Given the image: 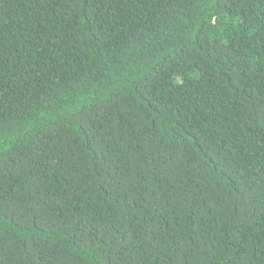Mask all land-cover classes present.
I'll list each match as a JSON object with an SVG mask.
<instances>
[{
    "label": "trees",
    "instance_id": "trees-1",
    "mask_svg": "<svg viewBox=\"0 0 264 264\" xmlns=\"http://www.w3.org/2000/svg\"><path fill=\"white\" fill-rule=\"evenodd\" d=\"M0 264H264V0H0Z\"/></svg>",
    "mask_w": 264,
    "mask_h": 264
}]
</instances>
